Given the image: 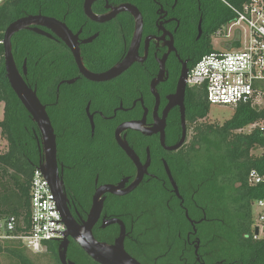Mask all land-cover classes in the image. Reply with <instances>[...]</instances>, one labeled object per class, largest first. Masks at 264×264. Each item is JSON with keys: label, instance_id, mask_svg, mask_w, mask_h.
I'll list each match as a JSON object with an SVG mask.
<instances>
[{"label": "flooded vegetation", "instance_id": "1", "mask_svg": "<svg viewBox=\"0 0 264 264\" xmlns=\"http://www.w3.org/2000/svg\"><path fill=\"white\" fill-rule=\"evenodd\" d=\"M218 1L26 0L11 15L7 28L23 21L11 36L17 72L56 135L54 168L22 103L39 130L35 155L54 178L72 232L68 261L101 264L74 236L92 223L94 238L106 245L124 230L125 250L141 264H210L202 230L210 218L180 179L194 130L191 87L182 96L180 79L213 44Z\"/></svg>", "mask_w": 264, "mask_h": 264}, {"label": "trees", "instance_id": "2", "mask_svg": "<svg viewBox=\"0 0 264 264\" xmlns=\"http://www.w3.org/2000/svg\"><path fill=\"white\" fill-rule=\"evenodd\" d=\"M22 1L26 0H5L0 6L3 35L11 15ZM247 1L219 0L211 16L210 33L236 18L230 5L241 8ZM0 50L3 55L2 46ZM212 51L213 44L210 43L196 61ZM262 85L264 87V83ZM2 102L5 107L0 128L2 137L8 141V148L0 153V219L14 215L19 223H27L31 178L40 165L35 155L39 154L36 139L39 130L31 124L27 110L0 64ZM190 103L193 144L184 155L187 161L181 169L180 179L183 189L197 191L195 203L205 207L210 218V222L202 227L210 248V264H216L218 260L222 264H264V235H255L253 206L264 193L262 186L254 187L248 180L252 169L264 172V156L261 154L264 137L257 128L247 129L264 120V108L257 110L243 104L223 124H209L198 119L206 118L211 110L204 88H190ZM192 159L197 162H191ZM190 215L195 217L193 210ZM41 257H46V264H62L58 242L48 241L46 250L37 254L30 252L20 240H7L0 245V264H38Z\"/></svg>", "mask_w": 264, "mask_h": 264}, {"label": "built area", "instance_id": "3", "mask_svg": "<svg viewBox=\"0 0 264 264\" xmlns=\"http://www.w3.org/2000/svg\"><path fill=\"white\" fill-rule=\"evenodd\" d=\"M5 0H0V6ZM236 18L213 33L220 39V48L205 54L195 62L187 76L190 87H202L211 106H228L236 109L247 104L254 109L264 108V0H248L241 8L230 5ZM4 35L0 29V48ZM2 53L0 50V64ZM257 128L264 137V120ZM264 156V146L261 147ZM250 185L262 186L264 172L252 169ZM255 227L264 234V196L254 203ZM67 230L55 193L43 170L38 166L32 175L28 222L19 223L14 215L0 219V245L7 240H20L32 253L46 250L48 241H61Z\"/></svg>", "mask_w": 264, "mask_h": 264}, {"label": "water", "instance_id": "4", "mask_svg": "<svg viewBox=\"0 0 264 264\" xmlns=\"http://www.w3.org/2000/svg\"><path fill=\"white\" fill-rule=\"evenodd\" d=\"M22 20H18L17 22L10 25L4 34V46L6 48V56H7V72L10 80V84L14 91L18 94L20 100L28 109L30 114L33 116L34 120L38 123L40 131L43 136L44 145L46 147L48 160L51 165H54V168L57 167V144H56V135L54 132V128L52 126L49 115L46 111L45 106L41 103L36 93L32 91L28 86H26L24 80L17 72L16 65L14 63V59L11 52V36L14 32L22 28ZM187 84L186 73H183L180 79V92L182 96L184 95L185 87ZM186 139V121L185 114H183V137L180 143H183ZM40 168L43 170L46 179L49 181L53 192L55 193V181L52 175L48 170V166L45 164H40ZM176 189L177 186H176ZM61 212L62 209L60 208ZM63 214V212H62ZM64 221L67 226V230L65 233L64 239L61 240L59 257L62 264H76L72 261H68L67 252L69 245V237L72 235V232L69 230V224L67 219L64 217ZM94 218H92L93 220ZM90 223V222H89ZM90 227L87 230L84 236H78L74 234L77 241L83 247V249L95 260L100 262L101 264H141L135 258L130 256L124 247V230H122V234L117 239L116 244L114 245H106L97 241ZM259 228L255 229V234L259 235Z\"/></svg>", "mask_w": 264, "mask_h": 264}, {"label": "rangeland", "instance_id": "5", "mask_svg": "<svg viewBox=\"0 0 264 264\" xmlns=\"http://www.w3.org/2000/svg\"><path fill=\"white\" fill-rule=\"evenodd\" d=\"M219 38L214 39L213 45L215 48H220ZM4 107L5 104L2 102L0 103V121L4 118ZM235 113V109L228 106H218L213 105L211 106V110L208 116L202 121L209 124H223L226 120L232 118ZM251 130L250 127L247 128ZM8 148V141L2 137L1 135V128H0V153L6 151ZM38 264H46V257L38 258Z\"/></svg>", "mask_w": 264, "mask_h": 264}, {"label": "crops", "instance_id": "6", "mask_svg": "<svg viewBox=\"0 0 264 264\" xmlns=\"http://www.w3.org/2000/svg\"><path fill=\"white\" fill-rule=\"evenodd\" d=\"M257 227H255V219H254V230L256 229ZM259 231H260V229H259ZM259 234H260V232H259ZM264 234H261V236H259V237H262Z\"/></svg>", "mask_w": 264, "mask_h": 264}]
</instances>
